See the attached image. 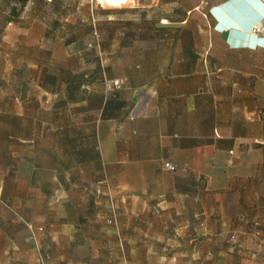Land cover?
I'll list each match as a JSON object with an SVG mask.
<instances>
[{
    "label": "crops",
    "instance_id": "obj_1",
    "mask_svg": "<svg viewBox=\"0 0 264 264\" xmlns=\"http://www.w3.org/2000/svg\"><path fill=\"white\" fill-rule=\"evenodd\" d=\"M142 6L0 0V264H264V0Z\"/></svg>",
    "mask_w": 264,
    "mask_h": 264
},
{
    "label": "rangeland",
    "instance_id": "obj_2",
    "mask_svg": "<svg viewBox=\"0 0 264 264\" xmlns=\"http://www.w3.org/2000/svg\"><path fill=\"white\" fill-rule=\"evenodd\" d=\"M28 1L33 2V4H41L45 11L49 12L51 10L55 16L59 17L60 13L66 14L61 17L65 26V29L62 30L81 35L83 37L80 42L81 48L89 47L90 35H88L89 31H87V28L92 20L93 13L97 18L98 30H103L105 37L110 38L117 35H126L128 37L147 35L155 22L154 18H147V12L143 13L141 10L144 7L142 5L153 3L154 0H129L122 7L118 6L120 9L119 15H115L116 20L112 21L108 20L107 16L104 15L103 8L114 6L101 3L100 0H23V2L7 0L9 3H16V7H21ZM188 3H191V0H188ZM92 4L95 6L93 13L91 12ZM132 6L136 8L133 9L131 8ZM118 17L122 20H117Z\"/></svg>",
    "mask_w": 264,
    "mask_h": 264
},
{
    "label": "trees",
    "instance_id": "obj_3",
    "mask_svg": "<svg viewBox=\"0 0 264 264\" xmlns=\"http://www.w3.org/2000/svg\"><path fill=\"white\" fill-rule=\"evenodd\" d=\"M18 2H23V0H18ZM103 11H108V9L103 10ZM64 15H66V14L60 13L59 17L57 15L55 16V19H54V28L55 29H59L63 25L61 17L64 16ZM92 20L94 21L93 17H92ZM96 29H97V26H96ZM90 30L94 31V25L93 24H89V26L87 28V31H90ZM78 36H81V35L73 34V35L70 36V38H68L67 41L69 42V40H72L73 38L78 37Z\"/></svg>",
    "mask_w": 264,
    "mask_h": 264
},
{
    "label": "bare ground",
    "instance_id": "obj_4",
    "mask_svg": "<svg viewBox=\"0 0 264 264\" xmlns=\"http://www.w3.org/2000/svg\"><path fill=\"white\" fill-rule=\"evenodd\" d=\"M101 3H107L109 5L118 7L122 6L123 4L127 3L129 0H100Z\"/></svg>",
    "mask_w": 264,
    "mask_h": 264
},
{
    "label": "built area",
    "instance_id": "obj_5",
    "mask_svg": "<svg viewBox=\"0 0 264 264\" xmlns=\"http://www.w3.org/2000/svg\"><path fill=\"white\" fill-rule=\"evenodd\" d=\"M114 84L116 86H121V81L115 80L114 81ZM163 165H164V167L166 169H170V170H174L176 168V166L172 162H170V161H165ZM110 221H112V220H110ZM40 230H43V227H41Z\"/></svg>",
    "mask_w": 264,
    "mask_h": 264
},
{
    "label": "snow or ice",
    "instance_id": "obj_6",
    "mask_svg": "<svg viewBox=\"0 0 264 264\" xmlns=\"http://www.w3.org/2000/svg\"><path fill=\"white\" fill-rule=\"evenodd\" d=\"M238 2H239V0H238ZM251 2L257 3V2H258V0H251Z\"/></svg>",
    "mask_w": 264,
    "mask_h": 264
}]
</instances>
